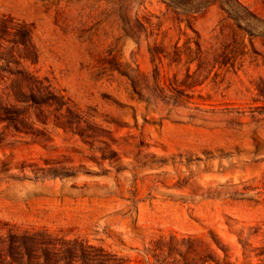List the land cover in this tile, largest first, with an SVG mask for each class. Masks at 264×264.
I'll return each instance as SVG.
<instances>
[{
    "label": "rangeland",
    "instance_id": "1",
    "mask_svg": "<svg viewBox=\"0 0 264 264\" xmlns=\"http://www.w3.org/2000/svg\"><path fill=\"white\" fill-rule=\"evenodd\" d=\"M2 15L34 54L1 40L0 235L123 264H264V0H0Z\"/></svg>",
    "mask_w": 264,
    "mask_h": 264
},
{
    "label": "trees",
    "instance_id": "2",
    "mask_svg": "<svg viewBox=\"0 0 264 264\" xmlns=\"http://www.w3.org/2000/svg\"><path fill=\"white\" fill-rule=\"evenodd\" d=\"M30 26L12 17H0V49L4 47L1 40L13 45L23 46L19 55L30 58L34 54ZM6 52L0 51V57L6 59ZM0 235V264H123V259L112 256L100 248L77 247L65 243L56 245L54 240L43 231L21 230L8 227L6 235ZM63 242V241H62ZM156 249L160 248L155 245ZM80 262H74L73 257ZM159 262V261H157ZM198 264H203V261Z\"/></svg>",
    "mask_w": 264,
    "mask_h": 264
}]
</instances>
